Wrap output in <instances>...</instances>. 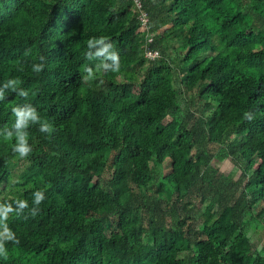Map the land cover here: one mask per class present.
Segmentation results:
<instances>
[{
	"label": "trees",
	"instance_id": "1",
	"mask_svg": "<svg viewBox=\"0 0 264 264\" xmlns=\"http://www.w3.org/2000/svg\"><path fill=\"white\" fill-rule=\"evenodd\" d=\"M141 1L0 0V264H264V0Z\"/></svg>",
	"mask_w": 264,
	"mask_h": 264
},
{
	"label": "clouds",
	"instance_id": "2",
	"mask_svg": "<svg viewBox=\"0 0 264 264\" xmlns=\"http://www.w3.org/2000/svg\"><path fill=\"white\" fill-rule=\"evenodd\" d=\"M103 39H105V37H99V38H91L87 41V45L89 47L92 46V43L94 40H99V41H102ZM87 55V54H86ZM41 61L44 60V57H40ZM115 61H116V67L112 69L113 72H119L120 70V61H119V55L118 53L116 54L115 56ZM44 69V64L43 63H39V64H33L32 66V70L34 72H42ZM89 72V75H92V70L91 69H85ZM17 83H20V81L18 79H10L8 80L7 82H5V87H9L11 85H15ZM13 91H15V88H13ZM17 95L19 96H23V97H27L28 96V92L24 89H22ZM4 99V96H3V93L0 92V100ZM14 115H17V116H20L22 117V119L18 120L17 121V124H16V127L17 128H20L22 126H27L26 125V121H31L33 123H40V116L37 112V109L35 107H33L32 105L29 107V109L26 111V112H20L19 111V107H14L12 109ZM244 119L248 120V121H252L254 119V117H251L247 112L244 114ZM39 131L41 133H49L51 134L52 131H54L53 127L51 124H49L47 121H45L44 123H41L40 124V127H39ZM28 133H18L17 136H18V143L13 146V151L15 152H19L20 154V157H26L28 156L32 149L30 147V145H28L27 143V137ZM8 139L10 140L11 139V133L8 134ZM34 195H35V200L33 201V203L37 206L36 209H33L32 210V217H35L36 215H38L39 211H40V205L42 204V202L46 199V197L40 193V192H34ZM16 204H18L19 206V209L22 211L23 209L25 208H28L29 207V204L27 202V200H21V199H18L15 201ZM18 243V241H17ZM2 246V245H0ZM4 257L7 258V252H5L4 254Z\"/></svg>",
	"mask_w": 264,
	"mask_h": 264
},
{
	"label": "built area",
	"instance_id": "3",
	"mask_svg": "<svg viewBox=\"0 0 264 264\" xmlns=\"http://www.w3.org/2000/svg\"><path fill=\"white\" fill-rule=\"evenodd\" d=\"M131 1L134 2L135 9L142 11L143 3H142L141 0H131ZM139 19L141 20L142 25H143L144 27L147 26L149 20H148L147 14H146L144 11H142V12L140 13V17H139ZM146 20H148V21H146ZM157 55H158L157 52H154V53H152V52H150V51L147 52V57H149V58H154V57H156Z\"/></svg>",
	"mask_w": 264,
	"mask_h": 264
},
{
	"label": "rangeland",
	"instance_id": "4",
	"mask_svg": "<svg viewBox=\"0 0 264 264\" xmlns=\"http://www.w3.org/2000/svg\"><path fill=\"white\" fill-rule=\"evenodd\" d=\"M146 21H148V20H146ZM149 40L151 41V38H149ZM213 166L218 168V169H221L224 172H228L232 169V165H230L229 163H226V162L223 163V162H220L218 160L213 161ZM19 173L20 172H18V175H20ZM15 180H17V179H15ZM20 191H21L20 189H15V192H20ZM7 194H8V191H4L2 193V196H5ZM125 254H126L125 251L121 252L120 258H123L125 256Z\"/></svg>",
	"mask_w": 264,
	"mask_h": 264
}]
</instances>
